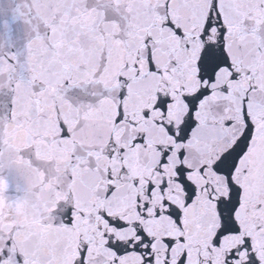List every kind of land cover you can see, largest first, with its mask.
I'll return each mask as SVG.
<instances>
[{"label": "snow or ice", "instance_id": "6c2138e0", "mask_svg": "<svg viewBox=\"0 0 264 264\" xmlns=\"http://www.w3.org/2000/svg\"><path fill=\"white\" fill-rule=\"evenodd\" d=\"M0 264H264V0H0Z\"/></svg>", "mask_w": 264, "mask_h": 264}]
</instances>
